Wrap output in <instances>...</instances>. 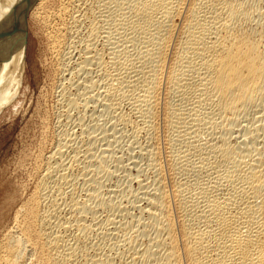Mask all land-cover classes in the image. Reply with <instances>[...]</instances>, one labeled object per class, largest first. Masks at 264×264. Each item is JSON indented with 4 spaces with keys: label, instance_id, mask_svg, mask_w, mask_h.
Wrapping results in <instances>:
<instances>
[{
    "label": "bare ground",
    "instance_id": "1",
    "mask_svg": "<svg viewBox=\"0 0 264 264\" xmlns=\"http://www.w3.org/2000/svg\"><path fill=\"white\" fill-rule=\"evenodd\" d=\"M29 14L61 110L0 264H264V0H0V109Z\"/></svg>",
    "mask_w": 264,
    "mask_h": 264
},
{
    "label": "rangeland",
    "instance_id": "2",
    "mask_svg": "<svg viewBox=\"0 0 264 264\" xmlns=\"http://www.w3.org/2000/svg\"><path fill=\"white\" fill-rule=\"evenodd\" d=\"M36 18L30 14L25 18V59L18 92L0 109V238L36 189L42 160L53 149L58 131V62Z\"/></svg>",
    "mask_w": 264,
    "mask_h": 264
}]
</instances>
